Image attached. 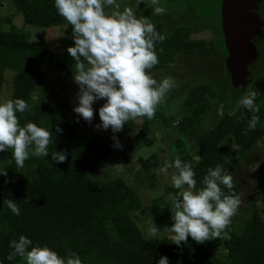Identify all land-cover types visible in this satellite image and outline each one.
Segmentation results:
<instances>
[{
  "label": "trees",
  "instance_id": "16d2710c",
  "mask_svg": "<svg viewBox=\"0 0 264 264\" xmlns=\"http://www.w3.org/2000/svg\"><path fill=\"white\" fill-rule=\"evenodd\" d=\"M10 1L26 25H63L72 35V26L59 15L55 0ZM210 1L213 10L200 8L198 11V18L202 17L204 26L208 24L213 33L210 46L206 40L192 37L196 27L194 22L172 24L159 15L150 16L151 6L146 5V0H142L137 11L138 16H146L157 31L167 37L163 43L156 44L159 63L151 70L152 73L170 68L182 56L195 57L203 53H221L223 56L225 77L221 80L212 78V81L206 77L208 81L194 79V82L177 85L156 111V115L170 112L169 103H177L184 108L179 127L186 130L187 135H191L190 132L200 124L205 127L196 138L198 160L187 152L181 136L176 140L182 153L181 160L191 163L196 173L197 190L203 186V177L209 168H215L217 164L225 170L230 167L223 148L227 136L234 138L236 154L243 160L264 142V40L256 42L259 55L249 66V83L258 94L256 103L260 106V121L254 131L243 134L253 113L239 106L246 89L231 83L227 67L229 52L216 12L219 0ZM135 2L131 7L135 8ZM6 23L9 27L0 29V103L4 102L7 73L12 72L9 99L22 98L31 109L30 112L17 113L21 125L31 121L48 127L53 134V143L49 146L48 156H30L18 171L12 150L0 152V169L7 171V176L0 175V264H26L19 256L11 261L6 258L12 251L9 242L18 240L21 235L33 241L29 250L32 246L47 245L65 258L75 252L83 264H159L161 256H167L169 264H264V205L260 208L257 204L258 191L251 195L247 204L242 199L245 190L236 177L238 170L235 166L230 172L233 191L242 201L239 211L247 220L237 222L232 218L226 229L231 238L220 242L224 255L218 254L214 246L198 244L191 237L187 242L176 245L168 237L145 235L131 221V215L143 208L141 186L156 188L158 185L156 174L135 183L122 177L104 181L92 177L85 166L86 161L91 154L105 156L111 153L112 146L89 124L73 118L66 103L55 98L49 90L44 71V67L51 73L67 70L72 60L67 48H54L45 35L33 42L28 29L18 26L11 18H7ZM161 48L162 53L159 51ZM257 62L260 66L252 70ZM35 92L40 94L38 99L34 98ZM208 94L214 96V102L207 101ZM104 102H96V121H100L99 108ZM161 118L164 125L172 124L167 114ZM143 120L149 127L150 120L146 117ZM135 124L136 120L129 121L123 128H131ZM143 139L148 146L155 142L147 135ZM54 151L66 152V160H53ZM139 163L145 173H150L160 165V156L157 152L148 157L140 156ZM256 181L264 204V170L258 172ZM179 192L171 185L153 198L152 203H170L166 196L169 193L178 195ZM5 199L15 200L20 208L18 216L4 204Z\"/></svg>",
  "mask_w": 264,
  "mask_h": 264
},
{
  "label": "clouds",
  "instance_id": "9594fccd",
  "mask_svg": "<svg viewBox=\"0 0 264 264\" xmlns=\"http://www.w3.org/2000/svg\"><path fill=\"white\" fill-rule=\"evenodd\" d=\"M141 2L136 0L135 9ZM146 5L154 6V15L166 14L160 0H146ZM55 7L72 26L74 45L69 46L67 52L74 60L73 80L79 86L78 104L73 111L91 124L96 113L94 104L104 100L96 128H111L113 133L137 118L154 119L167 94L177 86L173 77L158 81L151 72L159 63L156 44L163 43L166 35L157 31L146 16H138L133 7L125 6L121 10L117 0H55ZM159 51L162 53L163 48ZM257 95L249 84L248 91L239 100V106L253 113L243 134L254 131L260 121ZM30 111L22 98L0 103V152L12 150L17 171L24 167L30 156H48L49 146L53 143V134L48 127L31 121L21 125L17 113ZM114 147L122 146L117 140ZM66 158V152L52 153V159L57 162ZM169 168L176 169L171 182L180 192L166 196L174 221L167 228L168 240L180 245L187 242L189 236L198 244L216 238L230 239L226 229L242 203L233 191V177L217 164L215 168H209L203 177V186L197 190L196 173L191 163L176 157L174 161H165L159 171L167 173ZM0 175L7 176L6 169H0ZM4 204L13 214H20L15 200L5 199ZM159 231L154 224L150 234L156 237ZM31 245L33 241L24 235L11 240L12 251L7 260L19 256L26 264H83L75 252L65 258L47 245L32 246L29 250ZM159 264H169L168 257L161 256Z\"/></svg>",
  "mask_w": 264,
  "mask_h": 264
},
{
  "label": "rangeland",
  "instance_id": "374dc122",
  "mask_svg": "<svg viewBox=\"0 0 264 264\" xmlns=\"http://www.w3.org/2000/svg\"><path fill=\"white\" fill-rule=\"evenodd\" d=\"M117 2L121 5V10H123V7L131 6L134 0H117ZM160 6L166 9V14L159 15L160 17L170 21L172 24L188 21L194 22L196 27L195 31L192 32V37L195 39H204L208 46L211 45L213 33L209 29L208 24L204 26L205 22L202 17L199 16L200 18H198L200 8H202L201 10L207 11L213 10L214 7L210 0H160ZM153 8L154 6H151L150 16H156L153 14ZM135 10L138 11L139 8ZM7 18H11L18 26L28 29L31 33L30 39L33 42L38 41L42 35H45L50 44L56 49H65L74 45V40L67 26L37 27L26 25L23 16L14 8L10 0H0V29H7L9 27V24L6 23ZM73 66L74 60L72 58L69 68L62 72L51 73L47 67H44L45 76L48 80L47 85L55 98L61 99L66 103L67 110L73 115L74 119L89 124L73 111L75 105L78 104L76 95L79 91V86L73 80ZM259 66L260 62H257L251 69L253 70V68ZM153 74L158 81L171 76L176 80L178 86L187 84L190 81L194 82V79H199V81H212V78L221 80L222 77L226 76L221 53L217 55L203 53L195 57L182 56L177 62H173L170 68L155 71ZM206 77H208V80ZM12 81L13 73L8 72L3 90L2 101L4 102L9 100ZM249 84L252 90H254L252 84L248 83L246 92L248 91ZM39 97V92H35L34 98L38 99ZM206 99L209 103L215 100L214 96L210 94L207 95ZM169 106L171 107V111L155 115V118L150 120L149 127L145 126L143 118H137L136 124L133 127L123 128L116 133H113L111 128L107 130L103 128L97 129L96 125L100 121H96L95 119L89 124L112 146L111 153L105 156L91 154L86 161L85 166L93 178L98 181H104L106 179L122 177L130 183H135L140 179L156 174L158 185L156 188L141 186L139 191L143 201V208L133 212L131 215V221L148 236H151L150 229L155 224L160 229L157 236L168 237L169 232L167 228L171 227L174 223L172 220L171 203L154 205L152 199L162 194L167 187L172 185L171 176L175 174L176 169L169 168L167 173L159 170L163 167L165 161L171 162L176 157L180 158L182 156L176 142L180 136L185 142L187 152L194 156L195 160H198L199 156L196 154L198 152L196 138L205 128L200 124L193 132H190L191 135H187L186 130H182L179 127V122H181L183 117V106L177 103H169ZM94 108L96 109V103L94 104ZM164 114H167L168 118L171 119L172 124L170 126L163 124L161 115ZM144 135H147L149 138H154V144L151 146L146 145L143 139ZM117 140L122 147H114ZM223 148L230 162V167L225 171L230 174L234 166L238 170L236 177L240 180L245 190L242 199L247 204L251 195L258 191L257 204L260 208L263 207L264 204L260 198L261 192L257 186L256 177L259 171L264 170V142L244 160L236 154L234 138L230 135L224 141ZM154 152H157L160 156V165L158 168L151 170L150 173H145L139 163V157H148ZM234 220H238L237 222H245L247 217L238 210L234 216ZM220 242L221 239L216 238L205 241L204 243L210 248L214 246L218 254L224 255L225 251Z\"/></svg>",
  "mask_w": 264,
  "mask_h": 264
},
{
  "label": "water",
  "instance_id": "95a60500",
  "mask_svg": "<svg viewBox=\"0 0 264 264\" xmlns=\"http://www.w3.org/2000/svg\"><path fill=\"white\" fill-rule=\"evenodd\" d=\"M248 0H221L218 11L224 34L225 46L229 52L227 67L231 83L246 89L250 82L249 66L258 58L254 30L258 31L257 18L248 13Z\"/></svg>",
  "mask_w": 264,
  "mask_h": 264
},
{
  "label": "flooded vegetation",
  "instance_id": "af4514ba",
  "mask_svg": "<svg viewBox=\"0 0 264 264\" xmlns=\"http://www.w3.org/2000/svg\"><path fill=\"white\" fill-rule=\"evenodd\" d=\"M220 1L221 0H219V4H220ZM247 3L249 6L247 12L257 18L258 25H259L258 31L256 30L255 26H252V29L254 30V33H255L253 40L256 44V42H258L259 39L264 40V0H248ZM219 4L217 6V10H218ZM216 12L218 13V23L220 25L221 32L224 37L223 31H222L221 20L219 18V11H216Z\"/></svg>",
  "mask_w": 264,
  "mask_h": 264
}]
</instances>
